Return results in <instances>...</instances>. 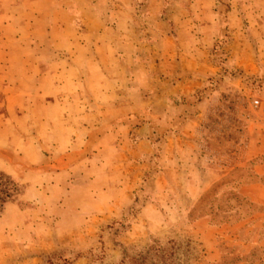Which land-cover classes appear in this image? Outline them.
Returning <instances> with one entry per match:
<instances>
[{"label":"rangeland","instance_id":"1","mask_svg":"<svg viewBox=\"0 0 264 264\" xmlns=\"http://www.w3.org/2000/svg\"><path fill=\"white\" fill-rule=\"evenodd\" d=\"M53 1L24 60H0V264H114L156 239L177 264H264V0ZM44 97L87 104L41 110L54 119L118 123V151L43 150L29 104Z\"/></svg>","mask_w":264,"mask_h":264},{"label":"crops","instance_id":"2","mask_svg":"<svg viewBox=\"0 0 264 264\" xmlns=\"http://www.w3.org/2000/svg\"><path fill=\"white\" fill-rule=\"evenodd\" d=\"M78 1V2H76ZM84 0H54L51 4L50 9L54 12H60V13H67L68 8L70 7V4L73 2L80 3ZM25 2H29L26 5H24ZM43 4V0H0V60H3L4 57L8 54H12L14 57L15 62L18 64L20 63L21 54L17 53V49H20V45L22 43V36L21 34L23 32H27V30L31 28H35L37 19V12L40 11L41 6ZM80 8L83 7V5H79ZM19 12H24L26 14V18L24 19V16H22V19L18 16ZM70 19H67L65 21H69ZM53 21H57L56 19ZM54 25H51L50 28H52ZM57 27V26H56ZM40 27L37 29L39 30ZM85 30V29H84ZM11 31V32H10ZM32 32V31H31ZM85 33L82 36L77 37V43L78 50L77 53H73V58H77L79 61L83 60L86 61V54H85V45L86 42L84 39ZM27 41V39H24ZM58 42H61L63 44H69L72 43L68 37H65L64 35H61V38L57 39ZM31 43H35V41H30ZM25 43V42H24ZM37 43L49 45L50 40H40L37 41ZM72 43V44H73ZM52 44V43H51ZM12 46V47H11ZM81 46V51H80ZM64 60V59H60ZM67 66V64H66ZM18 70V69H17ZM16 71V70H15ZM19 75V77H26V76H35L38 75L41 70H37L36 74H33L34 72H31L26 75V72L24 71V74L20 71H16ZM46 74H43L41 72V76L44 75H51L54 74L53 72L50 73V70L45 72ZM50 91H53L52 87L49 88ZM17 91H15L14 98L16 99ZM51 96V95H49ZM57 97V96H56ZM8 98V97H7ZM3 102H0V106H2ZM18 103L15 101L13 104V107L16 106L22 107L21 105H17ZM4 105V104H3ZM74 106L78 105V103H70V102H60L59 99H45L41 98V100H34L31 104H29V107H31L33 110H36L38 112V115L36 119H38V123L35 126V130L37 135L39 137L45 136L46 138L49 137L51 140L56 142V145L51 147V151L53 148L56 149L58 152H102L104 149V146L100 145L98 140L104 138L105 140H108L109 146L108 150L106 152H117L118 151V145L113 143L115 140V135H118V123L115 124L116 128L111 127L107 133L100 132L98 129V120L99 123H102L100 119L95 118L94 116L91 117L90 113L88 111L83 110V116L77 114V117L67 118L64 116H59V118L54 119L51 116L44 115L41 110H46L49 108L56 109L57 113H59L60 110L65 109L67 106ZM87 105L86 103L83 105H78L75 107H85ZM5 108H11L12 105L6 103L4 105ZM86 109V108H84ZM42 112V113H41ZM41 113V114H40ZM22 119V118H21ZM7 120L11 121L13 119L10 118H0V125L7 124ZM121 126L123 123H120ZM46 130V131H45ZM3 131V129H0V133ZM1 135V134H0ZM5 138L8 140V138H11V142L13 144L20 143V141L24 140V137L20 135L19 132H12L11 134L6 133ZM42 138V137H41ZM26 139V137H25ZM17 141V142H16ZM44 139L42 138V143L40 146H43ZM27 143L24 144V147H22V152H42L39 149H36L34 146H32V143L29 141H26ZM144 151L147 150L146 143L142 141L141 145L139 146ZM43 150H47L44 147H42ZM41 148V149H42Z\"/></svg>","mask_w":264,"mask_h":264},{"label":"trees","instance_id":"3","mask_svg":"<svg viewBox=\"0 0 264 264\" xmlns=\"http://www.w3.org/2000/svg\"><path fill=\"white\" fill-rule=\"evenodd\" d=\"M127 249L129 251L125 248L121 251L119 259L114 264H177L176 247L172 240L161 242L156 239L146 247ZM100 256L99 258L103 256L102 250Z\"/></svg>","mask_w":264,"mask_h":264}]
</instances>
